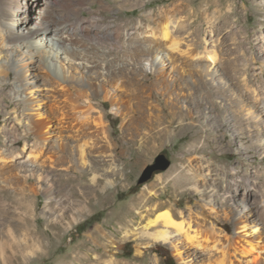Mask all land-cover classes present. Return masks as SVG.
I'll return each mask as SVG.
<instances>
[{"label":"rangeland","instance_id":"374dc122","mask_svg":"<svg viewBox=\"0 0 264 264\" xmlns=\"http://www.w3.org/2000/svg\"><path fill=\"white\" fill-rule=\"evenodd\" d=\"M234 1L238 7V14L234 16L238 24L235 26L240 31L242 44H238L237 37L232 35H204L199 51L203 55L210 52L215 59L205 58V61L194 64L179 59L173 61L167 48H162L163 52L153 53L162 56L156 64L163 70L156 79L147 76L146 83L142 84L143 75L139 74L137 80L142 85H129L128 78L135 74L134 70L132 74L114 77L104 84L105 91L112 93L114 100L104 99V92L94 94V115L100 110L106 113L112 136L119 143L121 159L127 165L123 173L113 176H105L100 170L98 175L102 183L112 181V184L108 187L100 185L95 195H83L82 187L72 186L81 179V170H71L68 175L71 179L64 176L61 180L54 167L48 164L45 169L32 168L33 161H29L28 170L11 165L13 158L7 154L13 146L17 152L25 149L24 158L29 160L38 138L45 139L52 146L57 143L60 125L51 109L50 96L60 94L62 86L58 82L61 77L47 73L43 66L45 57L51 55L45 43L43 49L24 53L18 67L6 61L16 40L5 36L0 0V137L7 153L0 158V183L7 186L2 196L8 197L0 199V240L9 239L8 229L15 224L16 216L19 213L23 216L26 210L17 198L21 195L12 197L14 191L25 184L29 192H38L32 197L30 212V223L37 231L38 240L26 249L27 257H21L14 264H88L95 256L105 254V250L108 256L126 264H187L184 258L189 256L193 259L191 264H248L236 244L259 235L264 243V0ZM169 2L171 0H55L53 5L62 17L59 22L67 24L79 35V41L85 47L84 56L105 64L129 58L130 35H140L144 39L139 47L144 52L153 42L152 24L148 21L151 12L169 5ZM198 2L194 0L193 5ZM27 10V7L21 9ZM34 13L32 19L26 21L19 12L15 24L16 31L23 38L30 37L35 43L42 38L38 35L42 30L40 26H34L33 17L42 25H50L51 31H55L60 23L46 20L39 10ZM180 17L173 16L171 25ZM183 38L180 35L177 39L184 41ZM182 48L188 46L182 45ZM55 54L63 56L64 52ZM138 59L150 62L147 53L138 55ZM23 67L28 72H17ZM66 70L76 94L81 84L73 78L86 75L69 64ZM210 87L216 90V95L205 98ZM29 92L36 97V102L31 101ZM79 101L84 107L88 104L83 97ZM65 103L67 109L72 110L73 101L66 99ZM32 104L40 105L55 126L47 129L46 121L40 120L44 132L41 137L37 135L34 124L37 115L33 114ZM130 118H133L131 123ZM140 120L159 128L166 126V131L144 142L141 151L139 143L133 142V147L122 153V146H127L123 138L132 137L136 142L147 131L140 129ZM130 125L139 128L128 134ZM47 131L52 133L51 137ZM161 153L170 158V166L156 171L150 180L139 183L145 168ZM215 167L220 184L214 178L208 181ZM83 171L89 177L88 168ZM181 172L194 174L199 181L195 186L192 183L177 190L175 178ZM37 173L41 174V179L37 178ZM27 175H32L30 183L24 182ZM246 178H250L253 191L249 193L250 201L245 206L238 200L235 202V198L233 209L219 199L212 202L214 211L208 208L211 217L207 225H214L222 232L219 236L207 235L211 237L209 242L205 235L200 239L208 246L213 244L212 239L220 241L216 258L208 259L204 248L200 249L182 235H172L171 241L154 239L159 229L175 228L164 226L162 220L148 225L145 198L151 204L165 202L162 207H157L156 213L149 215L152 219L166 209L171 210L177 219L182 215L198 219L203 216L199 210L203 200L198 190H213L220 198L226 190V183L241 191L248 185ZM47 188L51 189L50 199L45 191ZM88 197L91 202L86 204L84 200ZM1 207L5 208V213H1ZM226 213L231 215L227 222ZM240 219H247L250 226L258 224L259 235L251 229L247 237L239 232ZM16 236L23 243L30 237L23 231ZM172 242L184 247V258L176 253ZM167 250L174 259L169 257L166 261L164 252ZM0 264H5L1 256Z\"/></svg>","mask_w":264,"mask_h":264},{"label":"bare ground","instance_id":"6f19581e","mask_svg":"<svg viewBox=\"0 0 264 264\" xmlns=\"http://www.w3.org/2000/svg\"><path fill=\"white\" fill-rule=\"evenodd\" d=\"M54 1L55 0H1V25L5 28V36L8 39L13 38L16 40V45L12 47L11 53H8L6 61L14 67H18L20 60H22L21 58L25 55L24 53L31 50L38 51L43 49L42 44L45 43V45L50 48L47 52H51V55L49 53L45 57L43 66L46 68L47 73L61 77L58 82L62 86V90L60 94L52 93L50 96L51 109L58 117L60 125V135L55 146H52L45 139L38 138L36 143L34 141L36 145L34 144L35 146L32 148V153L29 155L30 158L27 160L24 158V154L26 153L25 149L17 152V148L13 146L7 154L5 149H3L5 143L0 137V158L6 154L11 155L13 158L10 161L12 163L11 165L21 166L22 168H25V170H28L27 168L30 165L29 161H33L31 165L33 166L32 168L45 169V166L48 164V166L54 167V170L57 171L61 180H64V176H67L66 179H71V176H68L71 170H81V179L76 183H73L72 186L82 187L83 195H95L100 185L108 187L112 184V181L103 184L98 172L102 170L105 176L121 174L125 170L127 162L121 159V152L118 150L119 143L112 136L109 123L106 119V113L100 110L97 115H94V107L92 106L94 94L104 92V99L109 98L114 100L112 93L110 94L105 91L104 84L106 85V82L112 80L114 77L118 78L122 75L126 76L130 73L132 74L134 70L135 74L128 78L129 85L145 84V78L150 75L156 79L158 76L157 74H160V71L162 72L163 70L156 64L158 58L161 59L162 56L153 55V53L163 52L161 51L162 48H167V53L171 56L173 61L179 59L182 62L194 64L195 62L200 63L201 61H205V58L210 60L215 59V56L210 54V52L203 55L199 51L203 46L202 39L204 35H208L209 33H213V37L221 33L225 36L232 35L237 37L238 42H236L238 44H242V40L239 38L240 31L235 26V24H238V19L234 17L238 14V7L234 0H199L196 5H193L194 0H171L169 5L154 9L151 12L148 21L152 24L150 30L153 36V42L144 49V52L139 49L141 44L145 42L144 39L140 35L135 37H131L130 35L128 37L129 47L127 49L130 54L129 58L117 61V63L107 62L105 64H100L97 60L84 56L83 53L85 47L79 41V35L69 28L67 24L62 23L61 21L59 22L62 17L55 11L56 9H54L53 5ZM23 7H27L29 9L27 12L29 11L28 13H31L32 15L30 16L27 12L21 11ZM34 10L43 12L45 15V17H43L51 23H60L59 25H56L55 31H51L50 25H42L40 20L33 17L34 26H40L42 30V33H38L42 38L35 43L32 42L30 37L29 39L25 37L23 38L22 34L16 31L17 25L15 24L17 21L16 16L19 12L21 16H24L26 21H28L34 16ZM173 16L181 17L180 20H176L177 23L171 25ZM180 35L184 36L182 39L184 41L177 39ZM182 45H186L188 48L183 49ZM59 52H64L63 56L55 54ZM144 53L149 55L150 62L138 59V55ZM54 61H58L59 63H55ZM67 64L75 66L77 69L81 70V73L84 72L86 75L73 78L81 84V89L76 94L70 84V79H68L67 76ZM130 65H133V67H130ZM148 65H150V67H148ZM90 67L92 68L91 70L88 69ZM17 72L26 73L28 72V69L23 67ZM139 74L143 75L142 84L140 83L141 81L137 80ZM125 91H127V89ZM29 93L31 101L36 102V97L33 96V93ZM215 95L216 90L210 87L207 89L205 98H213ZM81 97L86 99L88 103L86 107L80 103L79 100ZM66 99L73 101V111L67 109L65 103ZM31 107L33 114L35 113L37 115V118H35L34 121L37 135L41 137L42 133H44L42 131L43 128L40 120L46 121L47 129L55 128V126L51 124V120L48 119L46 114L41 110L40 105L36 107V105L32 104ZM128 121L131 123L133 118H130ZM138 125L142 131H147H144L141 138L136 142L132 137H127L126 139L123 138V141L127 146H122V153H125L126 150L133 147V142L134 144L139 143L141 151L144 147V142L156 137L161 131H166V126L159 128V126L145 123L144 120H140V124ZM139 126L130 125L127 127V130H129L128 134H132L130 131L138 129ZM47 132L49 137H51L52 133L49 131ZM120 162L123 164L122 166ZM84 168H88L90 174L89 177L86 176V173L83 171ZM31 176L27 175L24 178V182L30 183ZM36 176L41 179L40 173H37ZM212 178L218 180L217 167L214 168L211 173V178H208V181ZM246 180L248 185L241 191H238L237 188L233 189L231 184L226 183V190H224L222 195L219 196L220 198L216 196L215 191L213 190L207 192L198 190L203 200L199 205V210L203 216L198 217V219L194 218L195 220L191 219L192 217L189 219L185 218L184 215L181 216V219H177L174 213L169 209H166L152 219L149 215L156 213L158 209L157 207H162L165 205V202L151 204L149 199L145 198V205H147L145 217L149 218L148 225L150 224V226H152L157 223L158 220H162L164 226L175 228L174 230L167 228L159 229L157 231L158 234L154 236V239L171 241L172 235H182L196 243L200 249L201 247L204 248L208 259H214L216 256L215 252L220 251V241L218 239H212L213 244L208 246V244H204L202 242L203 240L200 239L205 235V239L209 242V238H211L210 236H219L222 232V230H218L214 225H207L208 218L211 217L208 208L214 211L215 209L212 202L218 201L219 199V202L223 205L229 206L230 209H233L235 198H237L235 199V202L238 200L239 204L241 203L245 206L246 202L250 201L249 193H252L253 191L250 187V178H246ZM197 181L199 180L196 179L194 174L189 175L186 172L179 173L175 178L177 190L185 189L192 183H194L192 186H195ZM220 182V180L217 181L218 184H220ZM63 183L67 184L65 181ZM154 185L155 183L152 184V186ZM6 191L7 186L0 183V199L2 197V199L8 198L5 194L2 196L3 192ZM45 191L50 199L52 195L51 189L47 188ZM234 191H236V197H232ZM18 194L21 196L17 197ZM34 194H38V192H29L24 184L22 187L14 191V195H12V197H17L19 199V203L25 206L26 210L23 216H21L20 213L19 216H16L17 219L15 224L8 229L9 239L0 240V256L5 264H14V262L20 260L21 257L26 258V249L32 247L36 240H38L36 236L37 231L30 223L32 197ZM149 196L152 200L153 196L151 193H149ZM90 202L91 197L84 200V203L86 204H89ZM2 212L5 213V208L1 207V213ZM228 216L229 213H226V222L231 215ZM239 222V232L243 233L244 236L247 237L251 234L250 229L253 230L255 234L259 235L260 229L258 224L250 226L247 219H240ZM21 231L30 235L28 241L25 243L20 242L19 238L16 236V234ZM0 235H2V232H0ZM172 243L176 253L184 258L182 255L186 252L184 247L178 242ZM236 248L247 259L248 264H264V243L260 235L255 239L246 238L242 244H236ZM106 253L107 250H105V254L103 253L100 256H95L88 264H126V262L110 257ZM184 262L191 264L193 259L190 256L185 257Z\"/></svg>","mask_w":264,"mask_h":264},{"label":"water","instance_id":"95a60500","mask_svg":"<svg viewBox=\"0 0 264 264\" xmlns=\"http://www.w3.org/2000/svg\"><path fill=\"white\" fill-rule=\"evenodd\" d=\"M170 164L171 160L166 154H159L156 158V161L145 168L141 177L139 178V183H144L150 180L156 171L165 170L170 166Z\"/></svg>","mask_w":264,"mask_h":264},{"label":"trees","instance_id":"16d2710c","mask_svg":"<svg viewBox=\"0 0 264 264\" xmlns=\"http://www.w3.org/2000/svg\"><path fill=\"white\" fill-rule=\"evenodd\" d=\"M164 255L167 256V260L166 261H169V257H172V259H174L173 256L170 255V252L168 250L166 252H164ZM169 264H172V263L170 262Z\"/></svg>","mask_w":264,"mask_h":264}]
</instances>
